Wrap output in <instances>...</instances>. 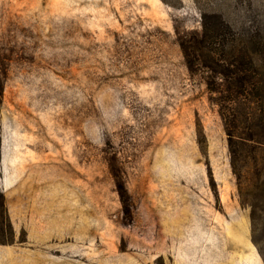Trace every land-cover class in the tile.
Masks as SVG:
<instances>
[{"label":"rangeland","instance_id":"obj_1","mask_svg":"<svg viewBox=\"0 0 264 264\" xmlns=\"http://www.w3.org/2000/svg\"><path fill=\"white\" fill-rule=\"evenodd\" d=\"M217 18L264 73V0H0V264H264L263 180L176 44Z\"/></svg>","mask_w":264,"mask_h":264},{"label":"trees","instance_id":"obj_2","mask_svg":"<svg viewBox=\"0 0 264 264\" xmlns=\"http://www.w3.org/2000/svg\"><path fill=\"white\" fill-rule=\"evenodd\" d=\"M238 40L240 39L233 29L217 18L208 32L204 27L200 34L187 33L177 36L176 44L190 75L197 74L201 67L209 70L204 79L209 94L208 101L218 108L230 156L233 159L237 149L239 152L248 150L254 160V174L257 180H263L264 186V125L257 118L264 96V73L255 66L253 51L241 52L235 47ZM217 44H220L219 48H216ZM244 64H247L248 69H244ZM218 79L227 85L225 90L217 88ZM236 106L245 109L244 115L234 114ZM240 118L247 122L246 131L239 132ZM250 207L253 213L256 206ZM4 225L9 234L12 229L0 196V232ZM7 241H10V238L0 236V243Z\"/></svg>","mask_w":264,"mask_h":264},{"label":"crops","instance_id":"obj_3","mask_svg":"<svg viewBox=\"0 0 264 264\" xmlns=\"http://www.w3.org/2000/svg\"><path fill=\"white\" fill-rule=\"evenodd\" d=\"M178 261V264H184L185 263V255L182 252H178V256L176 258Z\"/></svg>","mask_w":264,"mask_h":264}]
</instances>
